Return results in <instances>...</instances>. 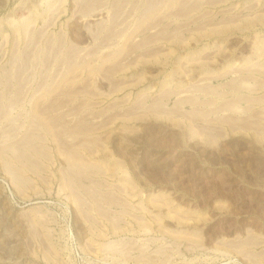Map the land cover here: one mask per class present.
I'll use <instances>...</instances> for the list:
<instances>
[{
  "label": "rangeland",
  "instance_id": "obj_1",
  "mask_svg": "<svg viewBox=\"0 0 264 264\" xmlns=\"http://www.w3.org/2000/svg\"><path fill=\"white\" fill-rule=\"evenodd\" d=\"M0 264H264V0H0Z\"/></svg>",
  "mask_w": 264,
  "mask_h": 264
}]
</instances>
